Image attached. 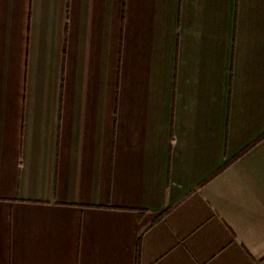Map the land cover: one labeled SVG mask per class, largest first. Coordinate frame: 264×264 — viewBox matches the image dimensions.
Instances as JSON below:
<instances>
[{
  "label": "crops",
  "instance_id": "1",
  "mask_svg": "<svg viewBox=\"0 0 264 264\" xmlns=\"http://www.w3.org/2000/svg\"><path fill=\"white\" fill-rule=\"evenodd\" d=\"M0 264H264V0H0Z\"/></svg>",
  "mask_w": 264,
  "mask_h": 264
},
{
  "label": "trees",
  "instance_id": "2",
  "mask_svg": "<svg viewBox=\"0 0 264 264\" xmlns=\"http://www.w3.org/2000/svg\"><path fill=\"white\" fill-rule=\"evenodd\" d=\"M139 255H140V248H138V259H139Z\"/></svg>",
  "mask_w": 264,
  "mask_h": 264
}]
</instances>
